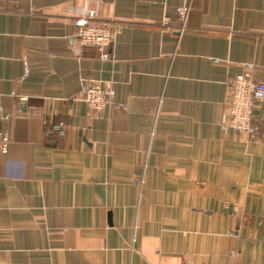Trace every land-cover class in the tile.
<instances>
[{"label":"crops","instance_id":"1","mask_svg":"<svg viewBox=\"0 0 264 264\" xmlns=\"http://www.w3.org/2000/svg\"><path fill=\"white\" fill-rule=\"evenodd\" d=\"M242 72L264 82V0H0V264H264V99L257 138L222 129Z\"/></svg>","mask_w":264,"mask_h":264},{"label":"built area","instance_id":"2","mask_svg":"<svg viewBox=\"0 0 264 264\" xmlns=\"http://www.w3.org/2000/svg\"><path fill=\"white\" fill-rule=\"evenodd\" d=\"M191 11V1L176 8L177 24L171 27L180 36L187 25ZM168 19L164 20L167 25ZM76 35L84 46H93L99 52V59L106 61L110 58L109 47L113 44L116 30L112 25L98 18L95 9H86L73 20ZM227 100L225 118L222 123L224 131L232 129L255 139L259 130L254 122V106L264 99V82H256L248 72L236 74L226 81ZM83 101L96 113L103 110L108 104H113V91L109 85H103L100 80L90 79L83 89ZM9 135L0 134V148L6 151Z\"/></svg>","mask_w":264,"mask_h":264}]
</instances>
